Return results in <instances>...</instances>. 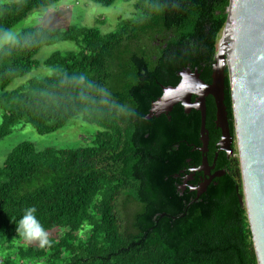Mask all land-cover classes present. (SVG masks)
<instances>
[{
    "label": "trees",
    "instance_id": "obj_1",
    "mask_svg": "<svg viewBox=\"0 0 264 264\" xmlns=\"http://www.w3.org/2000/svg\"><path fill=\"white\" fill-rule=\"evenodd\" d=\"M59 0L0 3V35L34 8ZM111 5L115 0H92ZM229 0H134L135 17L116 30L43 25L20 31L0 48V140L26 118L41 134L82 115L103 130L92 144L39 150L22 141L0 165V264H258L243 194L239 157L201 196L181 184L201 162L200 113L174 105L146 118L162 86L195 68L211 81L217 35ZM62 40L78 49L54 52L52 72L10 91L5 87L41 62L35 55ZM226 98L234 132L226 73ZM206 127L213 151L219 137L212 96ZM197 145V146H196ZM212 154L210 158H212ZM224 155V154H223ZM35 207L38 231L25 221ZM41 238L23 245L19 236Z\"/></svg>",
    "mask_w": 264,
    "mask_h": 264
},
{
    "label": "water",
    "instance_id": "obj_2",
    "mask_svg": "<svg viewBox=\"0 0 264 264\" xmlns=\"http://www.w3.org/2000/svg\"><path fill=\"white\" fill-rule=\"evenodd\" d=\"M225 26L217 35V50L211 81L195 68L180 71L175 86H162L151 102L146 118L169 114L180 103L185 112H200V151L208 149L206 99L215 104L214 123L221 130L219 149L233 153L226 98V73L232 104L235 141L241 169L243 194L258 264H264V0H229ZM202 164H208L202 156Z\"/></svg>",
    "mask_w": 264,
    "mask_h": 264
},
{
    "label": "rangeland",
    "instance_id": "obj_3",
    "mask_svg": "<svg viewBox=\"0 0 264 264\" xmlns=\"http://www.w3.org/2000/svg\"><path fill=\"white\" fill-rule=\"evenodd\" d=\"M8 1L17 0H0V3ZM135 11L134 0H115L111 5H102L92 0H59L50 6L34 8L24 19L0 35V48L16 39L23 29L36 25L52 28H64L68 25L97 26L102 33H108L117 29L120 19L135 17L137 15ZM7 33H11V39L6 38ZM77 49V43L71 40L44 45L34 57L41 64L33 67L25 75L15 78L5 87V91L25 85L32 78H44L50 75L52 70L44 65L43 61L52 53ZM1 112L0 110V117ZM102 130V127L84 120L82 115H77L60 129L41 134L26 118H23L13 126L10 134L0 140V165L3 164L13 147L22 141H31L39 150L47 147L77 148L92 144L94 135ZM235 155L238 156L237 150ZM44 240L43 237L27 238L24 235L15 238V242L23 245L42 244Z\"/></svg>",
    "mask_w": 264,
    "mask_h": 264
},
{
    "label": "flooded vegetation",
    "instance_id": "obj_4",
    "mask_svg": "<svg viewBox=\"0 0 264 264\" xmlns=\"http://www.w3.org/2000/svg\"><path fill=\"white\" fill-rule=\"evenodd\" d=\"M215 105V104H214ZM194 109V108H193ZM196 110V109H195ZM200 113V112H199ZM215 119V117H214ZM214 123V120H213ZM215 126V123H214ZM217 132L219 131V137L215 141V149L212 151L209 142H208V149L205 153H202L200 151V145L197 146V150L201 152V162L199 163L198 166L192 167L191 171L187 173V176L183 180V183L181 184V189L185 190L187 187L190 188V191L196 192L197 196L203 195L208 188L212 184L217 183V179L221 176H224L227 174V168L230 164V159L233 155H235V151L237 150L236 146V141H235V133H231L233 135V143H232V148H233V153L228 154L225 150L219 149L217 146V142L221 136V130L215 126ZM200 140V139H199ZM210 140V137H209ZM212 154V158H210V155ZM224 154V155H223ZM205 155L208 160V164H202V156ZM222 162L226 167H218V164Z\"/></svg>",
    "mask_w": 264,
    "mask_h": 264
},
{
    "label": "clouds",
    "instance_id": "obj_5",
    "mask_svg": "<svg viewBox=\"0 0 264 264\" xmlns=\"http://www.w3.org/2000/svg\"><path fill=\"white\" fill-rule=\"evenodd\" d=\"M5 36H6L7 39H11L12 38L11 33H7V34H5ZM35 213H36V208L35 207H29V208L25 209L24 217L21 219L20 225H19V228H18V230L21 231L22 234H23L24 223H25V221H28V220L32 221L33 225H35V227H36V229L38 231H40L41 233L43 232L42 227L36 221Z\"/></svg>",
    "mask_w": 264,
    "mask_h": 264
}]
</instances>
